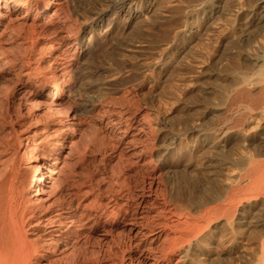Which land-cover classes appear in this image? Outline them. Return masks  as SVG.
I'll return each mask as SVG.
<instances>
[{
  "label": "bare ground",
  "instance_id": "1",
  "mask_svg": "<svg viewBox=\"0 0 264 264\" xmlns=\"http://www.w3.org/2000/svg\"><path fill=\"white\" fill-rule=\"evenodd\" d=\"M30 2L36 3V9L41 7V10L31 17L30 31L35 32L36 28L48 29L52 25L51 18L61 4L59 0H0V26L22 7L25 12L14 15L19 23L17 24L20 26L21 23L28 22L32 15ZM185 2L186 24H190L192 15L199 11L204 14L206 20L213 19L218 13L220 16L226 14L225 0ZM132 3L134 0L107 1V4H119L121 8L128 4V9ZM254 5L252 4L250 9H244L248 12L243 22L232 25L233 35L229 41L231 47H226L232 52L241 53L240 64L246 69L232 71V75L227 77L230 80L229 85L216 90V93L208 88L201 91L206 101L203 105L209 108V111H200V118L209 117L210 124L207 127H203L201 119L195 122L187 119L182 126V139L180 134L172 135L168 143L163 141L160 144V135L155 134L156 131L149 124L147 117L139 111H125L106 122L109 129L115 128L117 131V134H114L115 144H111L113 149L117 150L115 152L143 173L144 182L139 189L132 191L120 186L116 188L117 179L110 178L111 182L108 184L110 183L111 189L106 187L108 189L105 190L110 189L111 195L103 200L94 193L97 206L92 210L86 200L90 195L88 192L93 188L88 186L86 181L76 179L66 190L68 198L59 197V200H55L57 197L53 192L57 187V180L53 175L58 174L61 169L58 157L66 156V145L64 146V139L50 137L40 131L33 133L31 144L25 145L23 151L0 158V264H104L101 257V241L108 238L112 245H108L107 251L113 252L114 246L117 251L113 253L119 258V262L112 264H264V47L261 45L252 51L242 48L253 41L250 33H253L254 29L260 33L264 30V0H259ZM152 8V5L148 4L146 11L150 12ZM49 16L52 17L47 18ZM99 17L101 13H96L93 19ZM19 26H16L18 30ZM85 34L87 30L79 32L81 38H84ZM175 36L179 37V33L176 32ZM55 42L59 52L67 47L69 38L66 33L59 34ZM54 58L58 60L57 55ZM4 67L0 61V80L7 75ZM214 70L215 68L212 71ZM57 71L63 76L70 73L65 65L60 66ZM97 72L99 70H88L82 79L89 80L90 76ZM68 77L64 88L53 81L45 92L47 104L56 106L57 112H60L58 106L65 94H69L77 86L72 76ZM215 78L219 79L220 76L216 75ZM47 83L44 85H48ZM22 87L24 89L20 93L21 99H26L27 87ZM97 105L98 99L89 96L81 101L71 116L56 121L58 124H65L66 129H73V126L78 124V112H90ZM46 115L50 117L49 114ZM256 119L261 121L256 133L238 137V140L230 145L226 137L235 131L247 132L248 123ZM177 139L186 141L189 147L192 142H196L204 148V152L197 159L198 166L212 183L209 186H203L206 183L192 186L190 180H185L182 202L160 186L163 184L158 182L159 171L150 167L151 158L146 157L153 148H167ZM18 144L21 145V142ZM192 146L194 145H191V148ZM129 163L127 162V165ZM222 168L237 169V173L222 177ZM69 180L71 182L72 179ZM95 228H99L98 239L94 240L98 245L97 248L90 249L82 240L89 238V231ZM106 259L109 261L113 258Z\"/></svg>",
  "mask_w": 264,
  "mask_h": 264
},
{
  "label": "rangeland",
  "instance_id": "2",
  "mask_svg": "<svg viewBox=\"0 0 264 264\" xmlns=\"http://www.w3.org/2000/svg\"><path fill=\"white\" fill-rule=\"evenodd\" d=\"M59 1L61 4L56 15L47 17H52L51 20H53L48 29L36 28L35 32L30 31L31 17L41 10V7L35 8V2H30L32 15L28 22L18 25L15 16L25 12V8L22 7L14 13L15 16L11 14L0 26V61L7 72L5 80L3 78L0 80V158L14 155L16 151H23L25 145L31 144V136L35 131L64 139V146L66 145L64 155L66 153V156L58 157L61 169L58 174L53 175V178L57 180L55 190L58 188L53 192L57 199L54 196L53 199L68 198L66 190L74 180L86 181L87 185L93 188L91 189L93 192H88L90 195L87 196L86 202L94 210L97 206L96 195L103 200L111 195V185L108 184L110 178L117 179L116 188L120 186L132 191L139 189L144 182L143 173L113 149L114 134H117V131L115 128L109 129L106 122L122 112L139 111L147 117L149 124L156 131L155 134L160 135V144L163 141L168 143L172 135L180 134L182 139V126L187 119L194 122L201 119L203 127H207L210 124L209 117L200 118V111H209V108L203 105L206 101L201 91L208 88L215 92L222 87L225 88L230 83L228 75L246 69L240 64L241 53L232 52L230 48H227L231 47L229 41L233 35L232 25L243 22L248 12L244 9H250L251 5L255 6L254 4H257L259 0H225L227 1L224 3L227 6L224 11L226 14L220 16L218 13L213 16V19L206 20L204 14L199 11L192 15L190 24L184 22L185 0H134L129 9L128 4L123 6L124 8H121L119 4L109 5L108 0ZM148 4L153 7L150 12L146 11ZM96 13H101L99 19H93ZM16 26L20 27L19 30ZM83 29L87 30V34L81 38L79 32ZM176 32L179 33V37L175 36ZM64 33L67 34L69 43L66 50L64 48L62 51L59 50L60 54L55 41L59 34ZM250 34L253 38L252 44L242 48L252 51L261 45L264 47V30L260 33L254 29ZM55 55L58 60L54 58ZM62 60L65 61L64 64ZM59 65L68 67L69 75L77 86L72 92L65 94L62 103L58 106L60 112H57L56 106L47 104L45 92L51 87L53 81L64 88L69 75L63 76L61 72H58ZM55 66L57 69L54 68ZM212 67L215 68L214 71ZM88 70H99V72L92 74L90 81L82 79L83 74ZM214 74L220 78L216 79ZM6 78L9 79L6 80ZM22 82L27 87L26 99H21L20 93L24 89ZM45 82H49L48 85H44ZM89 96L98 99V105L90 112L83 114L78 112V126H73L74 130L66 129L65 124L57 123V119L62 117L66 119L65 116H71L81 101ZM49 108H51L48 110L49 113L47 111L46 113L45 110ZM248 125L247 132L235 131L226 137L230 145H233L238 137L255 134L261 121L251 120ZM162 126L165 127L160 129ZM181 139H177L173 145L168 146L169 148H153L146 157L151 158L150 167L157 168V172L159 171L158 182L163 184L160 186L166 188V191L177 196L182 202L185 180H190L192 186L200 183H206L203 186H209L212 183L198 166L197 159L204 152V148L196 142H192L191 145L194 146L191 148V145L189 147L187 142ZM20 142L21 145L18 144ZM160 154L163 155L160 156ZM127 162L130 165H127ZM225 170L227 168H222V177L237 173L235 171L237 169ZM191 176L194 178L197 176L195 178L197 180L190 178ZM69 179H72L71 182ZM192 180L197 181L196 184ZM106 187L110 189L105 190L108 189ZM98 231L99 228L89 231L90 237L83 239L82 243L90 249L97 248L98 244L95 242L98 239ZM239 234L242 235V233ZM110 244L109 238L101 241L103 247L101 257L104 264L119 262L117 254H114V251H117L114 246H112L114 253L107 251L112 245ZM108 257L113 259L108 261L106 259Z\"/></svg>",
  "mask_w": 264,
  "mask_h": 264
}]
</instances>
